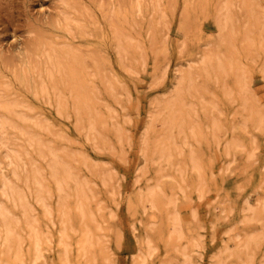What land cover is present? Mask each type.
Instances as JSON below:
<instances>
[{
    "label": "bare ground",
    "instance_id": "obj_1",
    "mask_svg": "<svg viewBox=\"0 0 264 264\" xmlns=\"http://www.w3.org/2000/svg\"><path fill=\"white\" fill-rule=\"evenodd\" d=\"M57 1L59 11L54 22L34 32L33 44L24 48L13 64L5 62V66L11 65V76L0 71V151L5 152L0 160V264L45 262V248L50 239L44 225L54 214L51 201L55 196L64 224L59 240L64 258L69 259V239L74 235H78V244L84 252L92 244L88 228L94 216L89 212L88 183L79 180L63 150L46 145L41 134L44 126L32 118L35 110L27 101V95L54 101L59 114L72 111L79 117L92 115L94 121L88 130L97 132L96 124L101 120L94 103L93 82L87 58L76 41L89 44V38L97 34L104 39L105 23L123 60L146 47L139 39L146 29L143 24L147 23V36L152 41L162 31L166 35L169 31L170 15L165 0H98L97 11L104 23L83 0ZM191 2L183 1L181 31L186 30ZM212 2L216 31L201 44L199 51L189 56L178 72L171 96L154 103L157 113L143 141L148 145L144 154L147 163L159 165V172L163 167L175 168L178 191L183 197L189 185L202 183V166L194 145L207 136L204 128L217 145L220 144L222 126L213 114L219 112L223 100L241 102L243 113H247L246 125H264V110L256 106L250 75L243 61L260 62L264 79L261 6L252 0ZM214 85L220 88L221 95L212 90ZM192 98L198 102H193ZM199 103L206 120L210 119L205 127L194 120L199 116ZM157 125L160 134L156 133ZM18 141L19 149L15 148ZM244 149L238 140L226 144L227 155ZM33 153L37 157L35 162L31 159ZM47 159V169L37 166L38 160ZM199 193L202 197V191ZM148 204L152 211L149 218L157 219V211L161 214L160 241L173 255L165 264H198L195 249L200 245L196 239L188 237L191 222L180 213L179 193L166 195L163 187L156 184L140 194L135 208L144 211ZM260 207V212L248 208L250 216L241 223L264 222V200ZM37 208L41 210L39 217L35 215ZM263 237L262 232L236 235L237 247L225 248L214 257V264H254V254ZM139 250L143 251L141 264H146L158 248L148 237L139 241Z\"/></svg>",
    "mask_w": 264,
    "mask_h": 264
},
{
    "label": "rangeland",
    "instance_id": "obj_2",
    "mask_svg": "<svg viewBox=\"0 0 264 264\" xmlns=\"http://www.w3.org/2000/svg\"><path fill=\"white\" fill-rule=\"evenodd\" d=\"M83 1L104 23L97 11L98 0ZM183 1L165 0L170 15L168 34L162 31L152 41L147 36V23L143 24L146 29L139 39L146 47L126 59L121 60L105 23L104 39L97 34L89 38V44L76 41L87 58L93 82L94 103L101 120L96 124L97 132L88 130L94 121L92 115L79 117L72 111L59 114L54 101L27 95V101L35 110L32 118L44 126L41 134L46 145L63 150L79 180L88 183L89 212L94 216L88 228L91 246L84 252L78 244V235H74L69 239V259L66 260L59 241L64 224L55 196L51 201L54 214L44 225L50 241L45 248V262L41 264H141L143 251L139 250V241L148 237L158 250L146 264L168 263L173 255L160 241L161 214L157 211L158 218L153 220L148 215L152 212L149 204L144 211L135 208L140 194L156 184L163 187L166 195L179 193L180 213L191 222L188 237L196 239L200 245L195 249L198 264H214V257L225 248L235 249L236 235L264 233V222L241 223L250 216L248 208L262 211L260 204L264 200V125H246L247 113H243L241 102L223 100L219 112L213 114L222 126L219 145L204 128L207 136L194 145L202 166V183L189 185L184 197L178 191L175 168L163 167L159 172V165H150L144 157L148 148L143 142L145 134L157 113L154 103L171 96L178 72L189 56L199 51L201 44L216 31L213 0H192L186 30L181 31ZM252 1L261 6L264 14V0ZM58 11L57 0H0L2 74L11 76V65L8 64V68L5 62L13 64L24 48L31 47L38 29L52 24ZM243 61L250 75L256 106L264 110L261 64L257 60ZM212 90L221 95L219 87L214 85ZM191 100L198 102V99ZM197 109L199 116L194 120L205 127L210 119L206 120L201 111L202 104L199 103ZM158 125L155 130L160 134ZM233 140L241 141L245 149L227 155L226 144ZM17 144L15 148L19 149L20 141ZM4 154V150L0 151V160ZM36 158L33 153L31 159L35 162ZM48 163L47 159L38 160L36 164L47 169ZM35 215H41L39 208ZM60 255L62 263L58 261ZM263 262L264 237L254 254V264Z\"/></svg>",
    "mask_w": 264,
    "mask_h": 264
}]
</instances>
